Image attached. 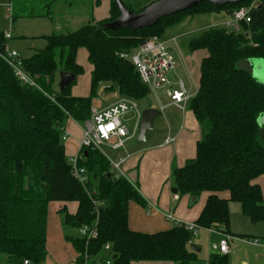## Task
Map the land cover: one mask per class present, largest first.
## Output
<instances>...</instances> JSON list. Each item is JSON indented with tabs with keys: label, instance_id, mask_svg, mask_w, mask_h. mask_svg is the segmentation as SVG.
<instances>
[{
	"label": "trees",
	"instance_id": "trees-1",
	"mask_svg": "<svg viewBox=\"0 0 264 264\" xmlns=\"http://www.w3.org/2000/svg\"><path fill=\"white\" fill-rule=\"evenodd\" d=\"M52 2L33 4L19 16L50 17ZM253 2L257 5L248 10L250 21H240L237 30L209 28L188 42L189 51H205L198 88L187 101L201 137L195 155L182 166L173 167L170 178L178 196L207 193L193 222L200 228L218 227L229 234L230 203H238L252 224L264 223L262 190L254 182L264 174L263 129L258 124L264 114V83L250 70L237 66L247 59H264V0L225 5L200 2L162 18L154 27L137 30L103 27L118 16L116 3L110 0L107 18L64 34L46 35L41 49L18 58V65L35 86L21 82L0 56V261L40 264L45 260L48 205L54 201L78 203L74 215L60 211L63 225L91 224L97 215L96 238L85 243L66 236L77 253V264H81L84 252L93 256L95 261L90 264H103L100 260L104 256L96 257L104 252L105 244L116 255L111 264H189L196 260V253L187 246L192 235L184 227L173 225L154 233L128 227L129 202L145 206V199L126 177L110 172L109 161L101 151L91 147L79 151L78 165L89 177L87 189L71 175L62 141L64 122L67 118L79 123L89 120L101 86L136 102L148 95L149 88L130 60L132 51L145 39L161 38L167 28L185 17L219 12L231 16ZM6 43L0 31V54L5 52ZM81 48L91 66L89 94L72 95L75 80L60 93L54 87L60 71L74 74L75 79L83 72L76 61ZM86 190L102 204L97 212ZM207 263L227 264L228 258L213 252Z\"/></svg>",
	"mask_w": 264,
	"mask_h": 264
},
{
	"label": "crops",
	"instance_id": "crops-1",
	"mask_svg": "<svg viewBox=\"0 0 264 264\" xmlns=\"http://www.w3.org/2000/svg\"><path fill=\"white\" fill-rule=\"evenodd\" d=\"M43 1L44 0H9V3L11 5V29H0L1 32H8L10 34V38L7 39V43L5 45L6 50L16 51L18 57H28L36 50L41 49L45 45V39L43 38L44 36L50 34H64L67 32H71L84 24L97 22L109 16L110 0H100L99 3H95V0H53L51 4L50 17L19 16L22 15V13L26 12L31 5L40 4ZM122 1L125 4L134 7V4L132 3L137 0ZM146 5L148 4H143L137 8L134 7V11L137 12L140 9L144 8ZM13 16H15V18ZM184 34L185 32L182 30L172 31L170 37L167 39L164 38L163 42L165 43L167 51L175 61L174 70L171 71L168 75L169 79L173 83L180 79L189 99L196 93V90L198 88L200 74L199 67L202 58L205 56V51H190L191 53L188 54L186 52L183 53L182 51L178 50V48H171L170 46H168L167 42L169 40L176 42V40H178V38H180ZM13 38L17 39L13 42L16 47L10 45L9 40ZM79 50L77 51L76 56V61L78 64H80L78 58ZM82 50L84 51L86 56V51L84 49ZM171 50L173 52H171ZM132 52H134V50ZM88 65L89 67L87 71V78L89 82L91 66L89 63ZM249 69L252 72L253 65H249ZM57 80L58 78L56 77V82ZM104 88L105 86H101L98 90L97 97L93 99L92 108L100 109L106 107L121 98V96H119L116 92H107ZM152 93L153 96L156 97L154 98L156 101L154 100V104H150L148 107H154L157 110H160V106L163 107V109L160 110L161 114L159 116L164 115L166 121L170 124V130L164 136L162 141L153 146V148L144 147L143 149H139L133 152V154H128L129 157L121 165V170L124 171L125 175H130L131 177H127V179L132 184L136 185L137 190L146 202L145 206H140L133 201L129 202L127 218L128 227L131 230L144 233H154L157 231L169 229L174 225L173 222L175 220H180L183 222H194L197 219L200 211L202 210L207 197V193L205 192L199 194L198 196H178L177 192H172V188L174 187V185L170 178L171 169L173 167L182 166L187 159L192 158V149H195L196 142L201 137V128L198 122L195 120L192 112L187 109L188 100L183 103L184 108L181 110L178 107L172 105L170 99L166 97L161 91ZM71 94L80 96L76 95L75 93ZM148 107L145 106L142 108V110ZM142 110H140V113ZM166 110L167 112H165ZM177 110L182 114L181 119L179 120L175 115L176 112H178ZM128 114L129 117L131 115L132 119H135V122H139V120L136 121V115L134 112L126 113L123 117V121ZM158 117L153 120V124ZM133 127L129 129L132 131ZM80 130L81 128L77 121L71 118H67L65 120L63 134L68 137L69 132H72V134L74 135V137H72L71 139L68 138V143H70L66 148L68 149L69 153L65 152L67 157L77 155L80 151L79 143L82 136V130ZM78 132L80 133V137L76 135L78 134ZM147 132L145 135V140L148 136ZM135 134H137V126L133 137L135 136ZM67 137L64 141L68 140ZM167 137L172 138L173 141L170 143H165V139ZM124 148L119 150L125 151ZM144 151L145 153H143ZM170 151L173 152V156L171 157L169 155ZM125 156H118L117 159L123 158ZM177 157L178 159H176ZM254 182H256L260 186L264 199V174L258 177ZM222 196L226 197L227 194H222ZM77 206V202L54 201L49 203L45 243L47 254L45 260L40 264H77V253L71 242L66 239V236L74 237V235L71 236L70 231L67 230H74L76 227L63 225V214L60 213V211L64 209L69 214L74 215L77 211ZM229 208L232 221H234L235 224H233L232 227L229 228V234L233 236L234 239L228 241L229 253L227 254V256L232 253L235 244H246L241 240L236 239L243 238L242 236L238 235H247L248 233H256L257 231H260V233H262L260 234V236L250 235L249 237H259L261 239H264V223L252 224L249 219L241 213L238 203H230ZM169 214L173 217V220H169L166 218V215ZM245 220H247L252 227H248L246 225L247 221ZM236 223L238 224L237 226ZM239 225H243L244 228H238ZM199 230H204L209 234H216L220 237L219 240L221 239V235L219 234L221 228H212L211 231L206 228H200ZM187 246L188 249L193 250L196 253V260L192 261L189 264H208L207 262L209 256L214 251H216L212 248L213 250L210 252L208 247L206 252L202 254L201 247H198V245L195 244L194 240H192L191 244H187ZM196 248L198 249L197 251H195ZM241 249L243 250V255L240 256L239 259L243 264H251L250 258L254 257L255 254L258 261L264 259V249L261 247L248 245V249H245L244 247H241ZM237 254V252L232 254L229 264H233L234 257L237 256ZM3 261L7 263L3 259L0 261V264H4ZM131 264L174 263L171 261H137L132 262Z\"/></svg>",
	"mask_w": 264,
	"mask_h": 264
},
{
	"label": "built area",
	"instance_id": "built-area-1",
	"mask_svg": "<svg viewBox=\"0 0 264 264\" xmlns=\"http://www.w3.org/2000/svg\"><path fill=\"white\" fill-rule=\"evenodd\" d=\"M255 2L251 3L248 7H241L235 10L231 15V20L227 21L225 26L230 27L233 30L239 28V22L244 21L248 23L250 17L247 15L248 10L255 7ZM9 11H11V5L9 3ZM4 38H10L8 32L3 33ZM0 56L12 67L15 76L23 83L34 85L32 79L22 71L18 65V54L14 50H6L1 53ZM130 60L135 66L141 81L149 88L151 92L161 91L166 97L170 99L172 105L179 109L184 108V102L188 100V96L184 89L182 81L179 79L175 83L169 79V73L174 70L175 61L166 49L165 44L159 40L158 37H151L145 39L130 55ZM160 110L163 107H159ZM128 112H134L136 115V121L140 119V110L137 102L129 98H120L114 103L100 108H92L89 120L85 121L86 129L83 130L80 139V150L85 147H91L92 149H100V146H105L112 151L119 150L125 147V143L128 139L132 138L137 123H135L132 131L129 129L123 121V117ZM66 135H62V141L66 139ZM173 139L167 137L165 143L172 142ZM129 157L126 154L125 157L119 158L117 161L108 159L110 165V172L114 176L126 177L124 171L121 170V165ZM68 162L71 165V175L86 188V184L89 181V177L85 169L78 165L79 153L75 156L68 157ZM127 178V177H126ZM87 191V190H86ZM88 196L94 205V209L97 212L98 206L102 205L97 200L92 199V193L87 191ZM166 218L173 220V217L169 214ZM174 225L184 227L190 231L192 239L188 241V244L192 243L193 238L196 236L197 231L200 229L198 225L193 222H183L175 220ZM210 231L212 228H208ZM221 239L216 243V251L221 255H227L229 253L228 241L234 239L228 233L220 231ZM97 232V215L91 224H81L76 227V237L83 239L85 243L96 238ZM241 240L250 246L261 247L264 249V243L256 237H243L236 238ZM105 253L102 260L103 264H111L113 253L110 251V245L105 244L103 246ZM93 256H90L87 252H84L82 256L81 264H90ZM22 264H31L28 260H24Z\"/></svg>",
	"mask_w": 264,
	"mask_h": 264
},
{
	"label": "rangeland",
	"instance_id": "rangeland-1",
	"mask_svg": "<svg viewBox=\"0 0 264 264\" xmlns=\"http://www.w3.org/2000/svg\"><path fill=\"white\" fill-rule=\"evenodd\" d=\"M150 2H152V0H137L134 1L132 4H134L133 6L135 8L143 5V4H149ZM134 7H131L133 10H135ZM9 0H1L0 3V29L1 30H7V29H11V19H10V11H9ZM227 20H231V16L222 12L219 14L216 13H206V14H196L194 16H189V17H185L183 18L179 23L175 24L174 26H172L171 28L169 27L167 30H165L164 34L162 35V39L159 38L160 41L163 42V39H167L170 37L171 32L175 31V30H182L185 32V34L183 36H181L180 38H178V40H176V42L169 40L167 42L168 46H170L171 48H178V50L182 51L183 53H191L188 49V42L191 38L193 37H197L199 36L204 30H207L209 28H225L226 30L230 31L232 30L230 27L225 26ZM15 22V21H14ZM13 22V24H14ZM16 38L10 39V45L14 46V41H16ZM8 41V43H9ZM164 43V42H163ZM165 44V43H164ZM83 48H81V50H79V62L80 64L83 66V72L79 75H77L76 79H75V83L72 84L71 88H70V92L71 93H75L76 95H88L89 94V82H88V75H87V71H88V63L86 60V56L84 51L82 50ZM171 52H173L171 50ZM253 65V70H252V76L255 77L259 82L264 83V59L261 58H255V59H247L246 61H242L239 62L237 64V66L239 68L242 69H249V65ZM57 78H58V74H57ZM58 80L57 82H55V89L58 90ZM153 96V93L149 90L148 95L144 98L141 99L140 101H138V106L139 109L142 110L143 107L149 105V104H154V102L156 101ZM155 100V101H154ZM160 111V110H159ZM178 111V110H177ZM167 112V110L165 111ZM176 112V111H175ZM161 114V113H160ZM179 119H181V112L178 111L175 114ZM263 117V116H262ZM259 117L258 119V124L260 129H263V133L261 136H263V138L261 137V141L264 144V118ZM124 122L126 125H128L129 128H132L135 125V119H132L131 115L129 117V114L126 115V118H124ZM78 124L80 125L81 128V135L84 129H86L85 123L81 122ZM170 130V124L166 121L164 115L159 116L157 118V120L155 121V123L153 124L152 129L148 130L147 132V139L145 140V142H136V136L137 134H135V136L128 140L125 144V151L119 150V151H112L111 149H109L108 147L105 146H100V149L102 150V153L108 158V159H112L114 161H117V157L118 156H125L126 154H133V152L139 150V149H143L144 147H149V148H153V146L157 145L160 141H162V139L164 138V136L168 133V131ZM78 137H80V133L78 132V134H76ZM75 135V136H76ZM72 137H74V135L72 134V132H69V135L67 137V139H71ZM68 140L63 141V145L65 146V149L67 148V145L70 143H68ZM123 149V150H124ZM168 149V148H167ZM66 153H69L68 149H66L65 151ZM145 153V151L143 152ZM192 157L195 154V149H192ZM170 157L173 156V152L170 151L169 153ZM75 156V155H74ZM178 159V157L176 158ZM126 177H130V175H126ZM131 178V177H130ZM247 221V220H245ZM235 224L234 221H232L231 218V214H230V222H229V228L232 227V225ZM241 224V223H240ZM238 224L236 223V226ZM246 225L248 227H252L251 224L247 221ZM238 228L243 229L244 226L243 225H239ZM70 231L71 236L74 235V237H76V228L74 230L70 229L67 230ZM255 234V235H254ZM260 231L252 232V233H248L247 236H260ZM219 236H217L216 234H209L204 230H198L196 236L193 238L194 242L196 245H198V247H201V253H205L207 248L209 247V251L211 252L213 249L211 247V245L213 243H217L219 240ZM258 239H260L261 241H263L264 243V239H261L259 237H256ZM243 245V244H242ZM238 245L235 244V247L232 251L231 254H229L227 256L228 258V263L230 262V257L232 256L233 253L237 252V256L234 257L233 260V264H243L242 262H240V256L243 255V250L241 249V247H244L245 249H248V245ZM191 247V245H190ZM217 252V251H214ZM105 253L101 252L96 259H98L100 256H104ZM251 264H264V259H262L261 261L257 260L256 254L254 257L250 258ZM4 264H7L3 261Z\"/></svg>",
	"mask_w": 264,
	"mask_h": 264
},
{
	"label": "water",
	"instance_id": "water-1",
	"mask_svg": "<svg viewBox=\"0 0 264 264\" xmlns=\"http://www.w3.org/2000/svg\"><path fill=\"white\" fill-rule=\"evenodd\" d=\"M118 9V16L110 23L103 25L104 28L120 29L130 28L132 30L154 27L162 18L175 14L176 12L188 9L200 2H210L215 5L236 4L245 0H154L140 11L127 9L122 0H114ZM127 57V55H126ZM75 80V75L69 72L58 73V90L63 93L66 88ZM160 115V111L154 107L144 108L140 113L137 125L136 142H144L146 132L152 129L153 120ZM263 116V117H262ZM260 117L264 118V114ZM176 193L177 189L172 188ZM216 250V244L212 245ZM198 249L196 248L195 251ZM113 259L116 258L114 254Z\"/></svg>",
	"mask_w": 264,
	"mask_h": 264
}]
</instances>
